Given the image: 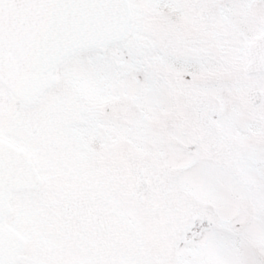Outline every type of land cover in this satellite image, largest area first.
<instances>
[{
  "label": "snow or ice",
  "instance_id": "6c2138e0",
  "mask_svg": "<svg viewBox=\"0 0 264 264\" xmlns=\"http://www.w3.org/2000/svg\"><path fill=\"white\" fill-rule=\"evenodd\" d=\"M0 264H264V0H0Z\"/></svg>",
  "mask_w": 264,
  "mask_h": 264
}]
</instances>
